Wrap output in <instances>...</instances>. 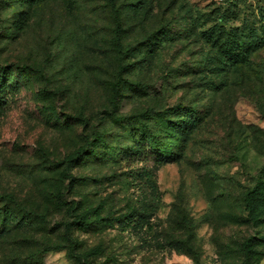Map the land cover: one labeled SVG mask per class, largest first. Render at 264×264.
Listing matches in <instances>:
<instances>
[{
  "label": "rangeland",
  "instance_id": "374dc122",
  "mask_svg": "<svg viewBox=\"0 0 264 264\" xmlns=\"http://www.w3.org/2000/svg\"><path fill=\"white\" fill-rule=\"evenodd\" d=\"M258 182L264 0H0V264H264Z\"/></svg>",
  "mask_w": 264,
  "mask_h": 264
},
{
  "label": "trees",
  "instance_id": "16d2710c",
  "mask_svg": "<svg viewBox=\"0 0 264 264\" xmlns=\"http://www.w3.org/2000/svg\"><path fill=\"white\" fill-rule=\"evenodd\" d=\"M111 3H114L115 0H109ZM227 50L230 48L229 45H226ZM122 69V68H121ZM125 68H123L124 70ZM123 70H120V72L116 75V78L114 80H110L108 83L109 89H110V99L112 101V107L113 110H116L117 108V102L121 96V72ZM172 111L174 109H171ZM166 112L163 113H158L157 116L162 117ZM114 122H116L117 124L123 122V121H137L138 127L140 129V131L142 133H145L148 129V114L147 113H141V114H137L134 116H130V117H113L112 119ZM100 140L95 137L94 142L98 143ZM260 195H264V183L263 182H258L255 186V188L253 189V191H251L250 193L245 195L244 198V205L245 208L248 210L249 212V216L252 218L253 217V210H254V203L255 200L258 196ZM0 200H4L7 201L8 203H11L15 206H18L17 201L10 195H3L0 194ZM100 212H101V208L97 207L93 210V215H94V221H98L100 219ZM72 218L73 221L71 222V224L73 223L74 225H77L78 227H85V226H89L91 225L93 222H90L89 220H86L85 218H83L80 215H76L75 213H72ZM71 224H64V235L65 238L68 241V255L70 258H75V253H74V249L76 246L75 241L71 238L70 236V225ZM250 240H247L246 242L243 243V251L244 254L247 255L248 254V250L246 249L247 247V243ZM57 249H62L61 246H58ZM80 259H83L82 257L79 256ZM248 259V257H246Z\"/></svg>",
  "mask_w": 264,
  "mask_h": 264
}]
</instances>
